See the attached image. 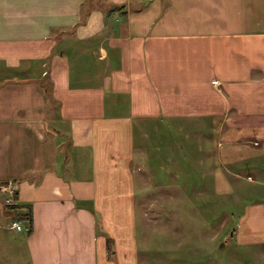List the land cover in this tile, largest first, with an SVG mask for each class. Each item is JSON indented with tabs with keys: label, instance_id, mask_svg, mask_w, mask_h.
<instances>
[{
	"label": "crops",
	"instance_id": "obj_1",
	"mask_svg": "<svg viewBox=\"0 0 264 264\" xmlns=\"http://www.w3.org/2000/svg\"><path fill=\"white\" fill-rule=\"evenodd\" d=\"M260 117L264 0H0V186L30 209L27 264H178L140 230L136 171L153 155L139 127L187 138L212 198L234 192L225 169L253 164L233 161L264 156L246 143L264 140ZM4 196L7 232L21 212ZM233 236L231 264H264V198Z\"/></svg>",
	"mask_w": 264,
	"mask_h": 264
},
{
	"label": "rangeland",
	"instance_id": "obj_2",
	"mask_svg": "<svg viewBox=\"0 0 264 264\" xmlns=\"http://www.w3.org/2000/svg\"><path fill=\"white\" fill-rule=\"evenodd\" d=\"M260 118L264 120V117ZM150 126L154 128V125ZM139 130L137 140L153 155L152 159L147 160V170L136 171L139 191L138 221L140 230L144 229V232L147 230L150 246L155 248L159 241L167 250L179 249L174 252L178 264L235 263L237 256L233 255L240 252L239 246L234 244L233 236L238 225V218L247 201H258L264 198V156L251 160L243 159L245 161H233L238 166L253 163L239 167L250 168L240 169L239 175L224 168V174L234 184V192H230L228 196H212L211 198L210 188L204 185H210L209 182L213 181V173L205 175L203 172L194 171V165L191 163V156L194 155L189 153L190 145L187 138L173 137L168 140V134L172 130L167 129L161 133L156 128L140 126ZM246 143L264 150L262 139H249ZM164 153H167L165 160L170 162L167 161V165L158 167L157 157L159 156L157 155ZM178 157L181 162L179 170V166L173 164ZM162 158L164 156L159 157V159ZM185 163H187L186 166L189 164V167L183 166ZM230 168L235 167L230 165ZM146 182L150 183L149 185L155 183L158 185L161 182L166 186L156 189L148 187V192L143 194ZM171 196L180 198L172 200ZM189 196L193 198H188ZM17 220L20 221L19 219L15 221ZM172 228L179 230H177L178 236H169ZM18 234L21 232L15 229L6 232L3 227L0 228V264H27L24 261L25 248L17 242ZM241 250L244 249L241 248Z\"/></svg>",
	"mask_w": 264,
	"mask_h": 264
},
{
	"label": "built area",
	"instance_id": "obj_3",
	"mask_svg": "<svg viewBox=\"0 0 264 264\" xmlns=\"http://www.w3.org/2000/svg\"><path fill=\"white\" fill-rule=\"evenodd\" d=\"M1 190L4 192V204L6 207L19 211V212H27L29 213L30 209L28 206L21 205L19 200L16 198V193L18 190L17 182L15 181H9L5 182L0 186ZM24 223V222H23ZM12 228H15L18 231H24V232H30L31 231V225L30 222H27V225L22 224L20 221H14Z\"/></svg>",
	"mask_w": 264,
	"mask_h": 264
},
{
	"label": "trees",
	"instance_id": "obj_4",
	"mask_svg": "<svg viewBox=\"0 0 264 264\" xmlns=\"http://www.w3.org/2000/svg\"><path fill=\"white\" fill-rule=\"evenodd\" d=\"M123 9L124 7H113L110 11H109V13L111 12V11H114L115 9ZM46 86H47V88H49V86H50V82L49 81H47L46 82ZM31 219V215H30V211H29V213H27V212H22L21 214H19V220H22V221H29Z\"/></svg>",
	"mask_w": 264,
	"mask_h": 264
}]
</instances>
